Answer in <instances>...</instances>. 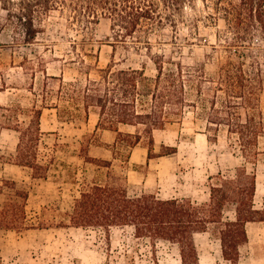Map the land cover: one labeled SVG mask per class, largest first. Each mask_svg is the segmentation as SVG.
<instances>
[{"label": "trees", "instance_id": "1", "mask_svg": "<svg viewBox=\"0 0 264 264\" xmlns=\"http://www.w3.org/2000/svg\"><path fill=\"white\" fill-rule=\"evenodd\" d=\"M191 0H0L5 12L4 22L22 43H33L42 31L45 17L57 12L65 18L66 29L81 32L80 47L92 38V29L101 19L109 22V45L120 43L135 50H146L154 65V76H146L140 68H117L111 62L97 69L91 79L84 49L73 54L85 74L84 83L63 84L59 81V96L81 102L85 116L89 109L97 110L95 130L116 133L118 140L133 147L144 141L147 158H151L153 132L169 124L180 123L186 113L201 121L208 141L216 142L224 131L243 164L228 174L210 176L209 199L196 203L188 198L161 199L153 194H128L126 180L108 171L103 182L85 185L66 214L67 227L100 230L108 239L112 228H131L135 239L147 240L152 248L153 264H158L154 248L158 242L176 245L181 264H198L194 236L210 233L219 242L221 259L227 264H239L240 247L247 242L246 224L264 222V196L261 208L254 206L256 164L263 153L259 139L264 136L262 111L264 48V0H212V9L221 16L225 27L218 31L226 55L206 71L207 63L184 64L164 53H151L150 36L165 25L174 27L175 16ZM254 39L263 43L255 54ZM143 47V48H142ZM260 50V51H259ZM65 90V92H62ZM45 98V97H44ZM45 100V99H44ZM54 108L44 103L29 111L28 120H18L19 108L0 106V127L17 133L12 163L31 170L33 179H43L47 165L38 159V144L42 136V110ZM58 118H61L59 112ZM130 127L128 132L120 127ZM174 153V149L161 156ZM109 169L110 161L90 158ZM245 164L251 165L248 171ZM10 190L0 206V231L24 232L42 229L48 224L28 219V191L16 187L14 181L2 180ZM232 210L233 217L225 216ZM51 226V225H50ZM64 226V225H63ZM219 264V263H217Z\"/></svg>", "mask_w": 264, "mask_h": 264}, {"label": "rangeland", "instance_id": "2", "mask_svg": "<svg viewBox=\"0 0 264 264\" xmlns=\"http://www.w3.org/2000/svg\"><path fill=\"white\" fill-rule=\"evenodd\" d=\"M174 27L165 25L150 36L151 53H164L184 64L207 63L206 71L225 57L218 31L225 24L212 9V0H191L175 16ZM5 12L0 5V106L20 109L18 120L26 122L29 111L45 104L42 110L38 144V159L47 165L43 179H33L31 170L16 166L17 133L0 127V185L2 180L14 181L16 187L28 191L26 212L34 225L44 219L45 228L21 233L0 231V264H153L152 248L147 240L135 239L131 228H112L108 239L100 230L65 226L66 214L71 210L79 191L93 182H103L112 171L126 180L128 194H153L161 199L188 198L196 203L209 199V177L218 172L230 174L244 162L231 146L224 131L216 142L208 141L201 121L186 113L180 123L169 124L153 132L151 158L147 162L130 164L131 149L118 140L116 133L94 131L97 110L90 108L85 116L81 102L59 96V81L46 80V76L61 78L63 84L84 83L85 74L73 54L71 40H76L77 52L89 65V77H97V69L113 62L117 68H140L146 76H154V65L146 50L115 44L109 45V22L101 19L92 29V38L80 47L81 32L66 29V21L57 12L45 17L42 31L33 43H22L20 35L5 24ZM263 43L254 39L255 54ZM260 51V50H259ZM260 61L264 63V48ZM264 69V65H263ZM82 71V70H81ZM264 80V71H263ZM65 92V90H62ZM45 97V98H44ZM45 99V100H44ZM264 122V82L261 97ZM59 112L61 118H58ZM3 119L0 117V121ZM130 127H120L128 132ZM147 151V144H138ZM174 149V153L161 156ZM263 151L256 164V192L254 206L261 208L264 189V136L259 139ZM159 157L160 160H159ZM110 161L107 169L102 163L89 159ZM248 171L250 164H245ZM0 206L10 190L3 187ZM225 216L233 217L232 210ZM51 225V226H50ZM64 225V226H63ZM213 240V241H212ZM194 243L198 264H227L221 259L219 242L210 233L197 234ZM158 264H181L176 245L158 242L154 248ZM239 264H264V222L252 223L247 242L239 249Z\"/></svg>", "mask_w": 264, "mask_h": 264}, {"label": "crops", "instance_id": "3", "mask_svg": "<svg viewBox=\"0 0 264 264\" xmlns=\"http://www.w3.org/2000/svg\"><path fill=\"white\" fill-rule=\"evenodd\" d=\"M97 123V122H96ZM95 123V124H96ZM93 129H95V125L93 127ZM101 132L103 134H107V133H110L111 131H108V130H101ZM263 155V153L261 154ZM161 157H159V160H160ZM148 158H147V151L144 149V148H141L140 146H135L131 149V152H130V155H129V161L128 163L130 164H138L141 163V162H147ZM262 196H264V189H263V193H262ZM254 223H263V222H254ZM252 224V223H248L246 224V232H248V228H249V225ZM204 233H207V232H204ZM204 233H198V234H204ZM197 235V234H196ZM195 235V236H196ZM213 241V240H212ZM264 260V256H262V258Z\"/></svg>", "mask_w": 264, "mask_h": 264}]
</instances>
